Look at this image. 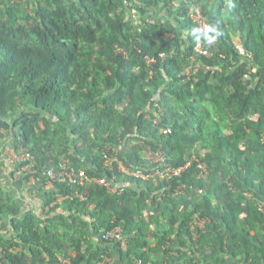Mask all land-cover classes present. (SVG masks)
<instances>
[{"label":"trees","instance_id":"1","mask_svg":"<svg viewBox=\"0 0 264 264\" xmlns=\"http://www.w3.org/2000/svg\"><path fill=\"white\" fill-rule=\"evenodd\" d=\"M197 6L222 33L204 40L210 57L196 51ZM6 134L32 155L21 177L45 194L43 212L24 216L0 176V220L12 217L16 233L0 236V264H58L74 253V264H264V0H0ZM149 147L167 165L192 166L150 180L104 168L110 151L155 171ZM65 161L127 187L45 189L47 169ZM76 191L89 200L47 209ZM115 225L126 249L105 236Z\"/></svg>","mask_w":264,"mask_h":264},{"label":"built area","instance_id":"2","mask_svg":"<svg viewBox=\"0 0 264 264\" xmlns=\"http://www.w3.org/2000/svg\"><path fill=\"white\" fill-rule=\"evenodd\" d=\"M20 1V0H11ZM192 17L198 21L201 27L208 25V19L202 14L201 8L199 6L195 7L192 11ZM196 51L204 56L210 57L212 55L211 50L206 46L203 38L198 42L196 46ZM196 60V58H194ZM147 62L151 65L155 62V58L147 57ZM184 72L190 74L192 71L191 69H186ZM170 132V130H167ZM166 131V132H167ZM10 154L14 158L17 163V175L22 176L24 172L31 171L34 167V163L32 162V155L28 152H25L23 148H20L17 151L14 148H10ZM149 155L151 156L153 162L156 164L155 171H148L145 172L142 169H131L127 167V165L118 159V157L111 153L110 151H106L104 153V168H110L114 170V167L117 166L119 170L122 172L132 175L136 178H142L143 180H150L156 176L162 178H180L182 177L183 173H185L191 166L193 159L187 160L183 165L180 166H173L166 164L165 154L161 148L153 150L149 147ZM194 157V156H193ZM25 163L20 167V164ZM202 169V175L206 173L205 168L202 164H200ZM47 175V183L45 185V189H54L57 183H68L69 185H75L79 187L87 186L89 182L97 183L98 185L105 186L111 193H123L126 189V185L120 182H115L112 178L109 179L107 176L102 177H91L89 176L88 172L83 168H75L70 161H65L61 164L60 169L56 170L54 168H49L46 171ZM36 178L33 177L29 182L30 184H36ZM187 188L186 184H183L181 180L177 181V186L175 188L176 193H183ZM252 196V194H250ZM79 199L80 201H88L89 198L86 193L81 191H76L74 194H59L52 202V204L47 208L48 210L51 207L58 206L64 204L67 200H75ZM259 206L261 209H264V200H260ZM200 225L202 228L204 227V220H201L199 215L197 214L194 226ZM106 238L108 239H115L121 241L122 247L124 249L128 246V241L124 237L123 228L120 225L113 226L109 231L106 232ZM73 256H59L58 264H74ZM136 264H144L143 260L138 259L136 260Z\"/></svg>","mask_w":264,"mask_h":264},{"label":"crops","instance_id":"3","mask_svg":"<svg viewBox=\"0 0 264 264\" xmlns=\"http://www.w3.org/2000/svg\"><path fill=\"white\" fill-rule=\"evenodd\" d=\"M1 140L4 143L0 146V176L5 195L19 204L24 216L29 213L40 215L43 212L45 191L17 175V163L10 154V148L14 146L12 137L6 134V137ZM15 235L13 218L4 216L0 220V236L12 238ZM97 240L95 239L96 242Z\"/></svg>","mask_w":264,"mask_h":264},{"label":"clouds","instance_id":"4","mask_svg":"<svg viewBox=\"0 0 264 264\" xmlns=\"http://www.w3.org/2000/svg\"><path fill=\"white\" fill-rule=\"evenodd\" d=\"M192 35L197 41H200L202 38L208 44L214 43L215 39L222 35L215 25H205L203 27H197L192 30Z\"/></svg>","mask_w":264,"mask_h":264},{"label":"rangeland","instance_id":"5","mask_svg":"<svg viewBox=\"0 0 264 264\" xmlns=\"http://www.w3.org/2000/svg\"><path fill=\"white\" fill-rule=\"evenodd\" d=\"M175 6H177L178 5V1L177 2H175V4H174ZM161 18H163L164 17V15L162 16H160Z\"/></svg>","mask_w":264,"mask_h":264}]
</instances>
